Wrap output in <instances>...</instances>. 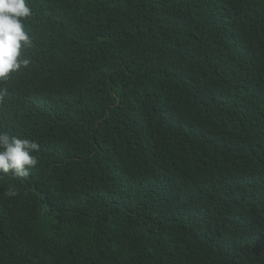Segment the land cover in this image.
Segmentation results:
<instances>
[{"label": "trees", "instance_id": "obj_1", "mask_svg": "<svg viewBox=\"0 0 264 264\" xmlns=\"http://www.w3.org/2000/svg\"><path fill=\"white\" fill-rule=\"evenodd\" d=\"M30 7L0 130L40 150L0 174V264H264V0Z\"/></svg>", "mask_w": 264, "mask_h": 264}, {"label": "clouds", "instance_id": "obj_2", "mask_svg": "<svg viewBox=\"0 0 264 264\" xmlns=\"http://www.w3.org/2000/svg\"><path fill=\"white\" fill-rule=\"evenodd\" d=\"M31 15L30 0H0V103L7 95L3 85L13 73L30 65L26 52L33 46V40L27 31L26 21ZM39 150L40 144L36 140L0 130V174L29 177L38 165L34 153ZM17 194L15 186L5 190L8 197Z\"/></svg>", "mask_w": 264, "mask_h": 264}]
</instances>
